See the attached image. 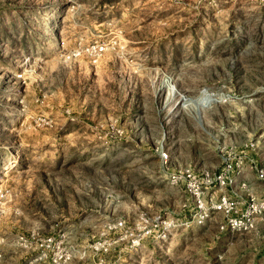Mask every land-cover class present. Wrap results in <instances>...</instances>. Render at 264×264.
<instances>
[{"label":"rangeland","instance_id":"obj_1","mask_svg":"<svg viewBox=\"0 0 264 264\" xmlns=\"http://www.w3.org/2000/svg\"><path fill=\"white\" fill-rule=\"evenodd\" d=\"M253 166L264 0H0V264H264V214L187 191L239 215Z\"/></svg>","mask_w":264,"mask_h":264},{"label":"built area","instance_id":"obj_2","mask_svg":"<svg viewBox=\"0 0 264 264\" xmlns=\"http://www.w3.org/2000/svg\"><path fill=\"white\" fill-rule=\"evenodd\" d=\"M237 2L239 0H232ZM89 49L96 52L101 51L102 48L98 46L97 43L89 46ZM160 159L165 160L166 154L161 150L159 152ZM256 181H264V168L253 166L251 168ZM232 169L230 165L222 166L220 172L214 178L210 180L207 178V174H203L204 184L210 186L214 184L218 187H225L229 183V174ZM190 176V174H187ZM239 191L245 196V208L239 215L233 211L235 207L234 202L230 200V197L224 193L214 194L211 193L207 197L203 195V192L199 191L197 187L193 184H187V191L191 197L193 206L195 208V214L193 221L196 225H202L205 218H207L212 213H225V222L222 228L229 230L230 232L243 233L249 232L253 229L255 220L264 214V198H256L250 194V189H248L247 183L240 182L238 185ZM160 228V234L158 237L164 238L166 236V229L168 226L165 224L160 226L158 223L154 226ZM159 230V229H158Z\"/></svg>","mask_w":264,"mask_h":264}]
</instances>
